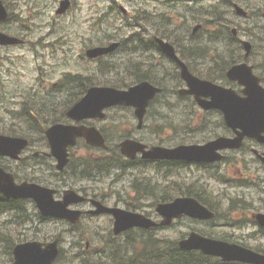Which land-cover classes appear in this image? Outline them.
Segmentation results:
<instances>
[{"label":"rangeland","instance_id":"obj_1","mask_svg":"<svg viewBox=\"0 0 264 264\" xmlns=\"http://www.w3.org/2000/svg\"><path fill=\"white\" fill-rule=\"evenodd\" d=\"M7 1L9 2L10 10L14 12L18 19H23V21L15 22L14 20H10L5 24V29L12 34L21 33L25 35L28 43L25 47L1 51L3 60L0 66V73L2 74L0 75V132L26 134L30 127L28 125L26 127L23 122H19L18 120H12L11 115L24 106L31 105L32 99L46 95V86H49L52 82L60 83L63 75L68 72L85 75L86 77L91 76L93 80H99L102 83H106L118 76L117 71H113L111 74L103 73L97 68L98 64L96 62H91L84 56L82 58V54L88 46L112 39L114 36L120 40L121 37L130 35L132 31L126 30L124 22L119 20L122 17L107 12L113 3L112 0H73L72 10L65 16L56 15V9L59 6L60 0ZM116 2L124 4L131 15L134 14V11L139 10L142 12L145 10L150 11V13L154 14L155 17L153 18L155 19H150V21L156 20L162 24L155 26V32L157 33L154 34L158 36L167 35L169 39L175 38L174 42L180 51L183 49L186 56L194 54L196 58L191 57L188 61L196 73L212 71L213 67L211 63L213 59L218 58L221 52L233 50L224 41V37L227 38L228 35H223L220 32L223 27L222 25H228L232 21L229 24L230 28L228 32L225 31V33H232L231 28L235 27L238 33H240L241 39L252 42L253 52L249 60L251 64L257 67V72L264 76V0H236L237 3L249 11L250 16L248 18L239 17L234 12V9H232L231 13H228V10L231 9L217 6V4H214L216 2L208 0L203 2L197 0H176V2H167V0H116ZM166 4H174V6L164 8ZM104 14H106L105 19L98 20L99 16L103 18ZM157 14H165L168 20H164L161 23L156 16ZM220 17H224V20L214 24ZM197 24H201V28L194 32L193 29ZM147 25L150 28V24ZM98 26L101 28V32L94 30ZM117 27L120 28L117 29ZM209 29L215 30L213 31L214 33H220V37L215 38L214 33H207ZM205 49L208 53L201 57L200 51ZM153 57L147 60L148 57L142 56L140 52L129 53L118 51L111 57L106 58V60L115 63L116 68L122 71L117 80H123L120 83L121 86L124 82L133 83L136 80V73H145V68L142 66H140V70L132 71L130 69L131 72H128L129 68L126 69V67H133L135 64L146 60L149 63L148 66L150 64L155 65L151 71L149 70L148 73H145L151 76L153 80L158 83L165 82L166 87L171 89L183 86L177 68L168 59H163L160 53H157ZM105 67L102 65L103 70H105ZM70 91L76 90L71 89ZM32 94H37L39 97L33 96L31 98L30 95ZM76 98L75 95L67 96V94L63 97L47 96V99L50 101L44 99L43 102L48 104L49 108L53 110L51 114L44 115V113H41L39 117L41 120L47 117L48 120L55 118L57 121H65L64 111ZM171 100L174 102V106L172 107H168L164 102L156 103L153 107V113L147 119L146 125L149 128L156 126L157 132L152 134L147 128L142 131L136 130V137H143L148 141L154 140L153 143H159V140L167 139L166 141L173 144L183 142L184 140L194 141L198 139L197 134L199 132H192L189 127L197 126L201 118H209L199 117L197 115L200 114L198 110H196L197 114L193 112L194 115L189 116L187 113L182 112L176 99L171 98ZM131 111L132 109L130 108L122 110L113 109L109 112V116L100 122V125L109 128L110 125L124 120L127 122V125H125L127 130L125 131L132 133L133 131L130 129L134 130V126L136 128V120H134L132 113H130ZM158 112H162L166 116L161 118ZM210 117L215 125L212 126L213 130L216 133H225V130L215 123V120H219L220 124V116L215 114ZM165 119L172 121L173 126L170 127L168 123L163 124L166 123ZM158 125L161 126V130L158 129ZM114 136L116 137V134ZM117 141L118 139L115 140V142ZM79 152L87 155L83 150ZM223 168L225 170V166ZM22 173L27 174L26 172ZM136 180H147L152 194H143L148 192L146 188L134 190L131 181ZM72 184L60 186L59 189L63 190L67 186L74 188L86 186L91 191L92 187L97 186L100 189L99 191L111 193L108 199L111 205L117 203L118 205L130 206L131 208H135L134 204L139 206L138 202H132L127 196L129 192L130 197L133 194L135 200L147 205L143 210L145 213L153 216H156V214L154 208H151V203L162 199L165 194L173 196L181 190L184 191L192 187L194 191L203 194L205 199L214 204L220 192L223 191L224 193L226 188V186H221L215 183L214 180L208 179L207 174L198 170L195 173L186 171L184 175L170 176L164 180L160 177L147 176L136 170L130 175L112 183L106 180L93 185L88 180H80L72 182ZM138 193L143 195L141 196ZM135 195L137 196L135 197ZM120 197H125L126 201H118ZM221 205L229 208L228 200L227 202L224 200V203H221ZM140 208L142 207H138L137 209ZM36 222L34 224L40 227V233L51 232L54 234L66 230L64 224H40L37 218ZM111 223L109 216L89 218L85 221L84 226L89 227L92 236V242L89 244L88 249H86L87 251L97 253L102 248V242L111 241L109 234ZM192 229L201 230L200 232L205 231L208 234L222 231L221 235H224L223 228H211L207 223L190 218L176 220L173 226L156 230L155 235H158L159 238L174 241L178 239L181 233H188ZM31 230L35 232L36 229L32 228ZM79 236L81 237L80 241H78ZM18 237H20V234H16L15 238ZM87 238V232L85 234L69 233L61 245L67 252L75 253L79 251L80 245L86 243ZM72 242L76 243L75 248L72 247ZM110 250L111 248H108V252ZM131 253L122 258L120 264H125L124 259H128ZM4 259L6 257H4V253L0 247V263Z\"/></svg>","mask_w":264,"mask_h":264},{"label":"water","instance_id":"obj_2","mask_svg":"<svg viewBox=\"0 0 264 264\" xmlns=\"http://www.w3.org/2000/svg\"><path fill=\"white\" fill-rule=\"evenodd\" d=\"M62 6L63 9H65L67 7V3L63 2ZM0 10L1 12L4 11L1 6V1ZM239 11L242 10L239 9ZM2 38L4 43L14 42V40L11 38ZM161 45L166 53L176 58L173 46L164 42H161ZM245 46L250 47V44L245 43ZM113 47L114 45L106 49L101 48L91 50L90 55L97 56L101 52L112 50ZM179 63L182 66V76L191 87L190 91L185 92L195 93L198 98L200 96H212V102L208 103L205 101H200L201 104L206 108L211 107L212 104L222 108L225 112L227 122L233 127H240L243 130L241 138L246 134L256 135L264 132V91L259 90L256 82L251 83L248 80L249 97L241 98L231 90H226L208 82L196 79L188 71V68L184 63L180 61ZM244 69L247 70L245 65L234 67L229 72L230 78L239 79L241 83H246L247 80L244 79ZM159 91L160 89L155 88L148 83L131 88L129 91H118L113 88L106 87L93 88L90 90L88 96L79 104V106L75 107L70 112V115L76 119L85 115L99 116L102 114V110L107 106L114 104H131L137 108L136 114L139 117L141 125L149 100ZM83 135L88 138L89 143L100 146L105 145L104 139L100 134L86 131V129L82 127L57 125L51 128V130L48 132L53 153L58 156L60 160L66 157V146L71 144L70 142L73 141L77 136ZM10 141L15 142V140ZM10 141L8 139H2L1 144L6 145ZM234 141H238V139ZM234 141L231 139L228 140L225 138H219L218 140L202 148L197 146H181L176 149L156 147L150 156L161 158L194 157L197 159H205L211 155L214 148L219 146H227L229 143L231 144V142ZM74 142L75 141H73V143ZM130 143L131 142L123 143L124 152H127L129 147L133 148ZM230 144L228 146H230ZM188 150H191L192 152ZM189 153L191 154L186 155ZM0 190H4L7 195L35 198L42 212L45 214L50 213L63 217L66 216L75 222H77L79 218V212L69 211L66 209L71 202H77L81 200V198H77L76 194L72 191L66 192L65 201L61 202L60 204L53 199V193L51 190L41 188L36 185H30L28 183L15 185L13 183V178L10 175L3 174L1 170ZM158 211L165 217L164 223L168 224L172 222L174 217H179L182 213L197 214L203 218H209L213 216L207 209L200 206L196 200L191 198L177 199L172 204L159 205ZM115 213L117 216L116 226L118 230L130 227L132 225H141L146 227L151 225L149 220L142 215L120 212ZM180 245L186 249H202L206 253L212 254L226 255L227 252H229L228 246L226 244L207 239L197 233H192L188 239L181 241ZM57 254V241L51 244H46L45 248H42V244L37 242L27 243L16 247L15 256L17 261L15 264H51ZM237 258L264 264V258L260 260L250 254L239 253ZM256 259L257 261H255Z\"/></svg>","mask_w":264,"mask_h":264},{"label":"flooded vegetation","instance_id":"obj_3","mask_svg":"<svg viewBox=\"0 0 264 264\" xmlns=\"http://www.w3.org/2000/svg\"><path fill=\"white\" fill-rule=\"evenodd\" d=\"M227 136L235 137V132L230 128H227ZM264 143L257 141L254 138L246 137L243 140L242 145L238 149H230L225 152V170H220L225 174L226 185L228 194H235L237 192L242 193L249 201L250 209L252 213H264ZM170 162H163V173H169L168 166ZM156 178L159 174L155 175ZM86 196V200L77 205V207L83 210L84 216L95 215L92 211L94 208V202L100 200L104 205L111 206V202L108 200L111 193H98L97 195H91L86 191H83ZM120 197L118 201H122ZM230 208L235 205V199L233 196H229ZM106 205V206H107ZM119 206L117 203L113 204ZM152 205V204H151ZM155 207V205H154ZM252 214V216H253ZM82 215V216H83ZM109 216L111 219V225L113 226V216L111 214L102 215L101 217ZM262 236L258 242L252 247L264 254V228L260 229ZM230 242L241 241L242 244H247L244 238H237L234 233L229 236ZM247 246V245H246Z\"/></svg>","mask_w":264,"mask_h":264},{"label":"trees","instance_id":"obj_4","mask_svg":"<svg viewBox=\"0 0 264 264\" xmlns=\"http://www.w3.org/2000/svg\"><path fill=\"white\" fill-rule=\"evenodd\" d=\"M110 163L109 160L107 159H94V162L92 166H94L95 168H101L102 166H106ZM173 247L175 248V246H171L170 247V251H169V260H170V264H203L201 262H198V255L193 252V251H183V252H179L178 250L173 251ZM158 257L160 258V256L162 257L163 255L160 253L157 254ZM201 257H203L201 254H199Z\"/></svg>","mask_w":264,"mask_h":264},{"label":"bare ground","instance_id":"obj_5","mask_svg":"<svg viewBox=\"0 0 264 264\" xmlns=\"http://www.w3.org/2000/svg\"><path fill=\"white\" fill-rule=\"evenodd\" d=\"M136 75L141 76V75H145V73L139 72V73H136ZM143 194L150 195V194H152V192H151V190H148L147 193H143ZM143 194H139V195L142 196ZM136 196L137 195H135V197ZM142 199H144V198H142ZM124 263L125 264H154L155 258L152 255V253L149 251L132 252L128 259L127 258L124 259ZM194 264H196V263H194Z\"/></svg>","mask_w":264,"mask_h":264}]
</instances>
